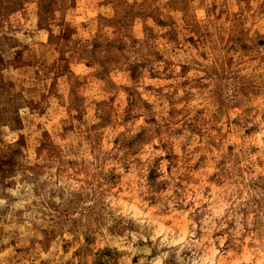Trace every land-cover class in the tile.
<instances>
[{
    "label": "clouds",
    "instance_id": "obj_1",
    "mask_svg": "<svg viewBox=\"0 0 264 264\" xmlns=\"http://www.w3.org/2000/svg\"><path fill=\"white\" fill-rule=\"evenodd\" d=\"M178 2L180 7L172 11L170 0H147L149 10H159L160 19L175 20L172 27L182 35L201 36L198 48L184 43L182 50L166 56L177 61L169 68L171 87L164 89L174 101L172 108L182 109L175 117L168 115L167 96L153 92L150 112L141 104L127 123L113 113L101 140L84 142L87 133L79 143L61 140L57 124L52 148L41 149L37 158L41 133L55 120L39 119L24 101L38 100L51 78L34 80L33 71L44 77L41 65L28 71L0 67V77L17 82L14 92L25 89L22 106L0 114V150L23 153L17 157L23 168L0 177V264H94L104 249L117 257L115 264H133L134 258L136 264H264V0ZM143 3L127 0L126 7L140 10ZM213 3L217 13L222 10L219 19L212 14ZM79 11H55L40 28L33 13L26 22L11 24L21 30L9 31L5 23L0 37L7 34L20 46L28 45L26 60L38 50L51 65L60 54L57 48L65 47L61 33L69 25L78 27ZM141 22L155 30V39L142 36ZM88 29L96 31L94 20ZM102 30L106 37L114 31L110 26ZM169 30L158 28L152 17H137L126 39L140 38L137 49L147 40L159 51V35ZM84 35L73 33L67 42L72 50L66 55L73 65L85 62L79 51L85 46ZM49 36L58 43L48 44ZM15 52L0 50V56L12 60ZM137 59L133 55L127 63ZM184 64L191 70L181 77ZM116 67L110 69L109 80ZM119 67L126 65L121 62ZM95 70H102L99 64ZM151 70L167 75L160 63H153ZM148 76L145 69L144 82H151ZM181 79L189 81L186 87ZM33 88L35 93L29 91ZM58 90L63 93L60 104L71 115L72 98L63 79ZM184 96L195 99V105ZM48 102L57 103L51 97ZM194 109L203 111L197 115ZM58 111L63 115V108ZM153 115L159 123L150 122ZM84 119L77 126L82 133L98 123L91 113ZM21 137L24 141L18 143ZM117 137L119 143H114ZM153 169L157 175L150 179ZM87 237L93 242H86Z\"/></svg>",
    "mask_w": 264,
    "mask_h": 264
},
{
    "label": "rangeland",
    "instance_id": "obj_2",
    "mask_svg": "<svg viewBox=\"0 0 264 264\" xmlns=\"http://www.w3.org/2000/svg\"><path fill=\"white\" fill-rule=\"evenodd\" d=\"M126 2L127 0H71L69 4L68 0H0V29L3 28L5 23H8L9 31L21 30L19 27L12 29L11 24L13 22L17 24L21 21L26 22L33 13L38 17L37 27L40 28L52 17L55 11L64 13L69 9L73 11L80 9L76 17L78 27L69 25L61 33V36L65 39V47L57 48L60 54L51 65L46 64L42 59L43 54L38 50L34 55H31L30 59L26 60L24 53L29 51L28 45L20 46L18 40L7 34L0 37V50L8 51L12 48L16 49L12 60H7L5 56H0V67L7 68L11 65L13 71H28L33 70L36 65H41L44 77H41L40 71H33L34 80L39 82L43 79L51 78L50 82L44 86L46 91L39 93L38 100L29 99L24 101L25 89L21 86L20 92H14L17 82L0 77V105H3L0 108V114L7 115L9 112L17 111L22 106L21 101H24V103L30 106L29 111L37 115L39 119L46 123H51L52 120H55L52 127L41 133V137L39 138L40 144L36 150L37 158L41 155V149L52 148L53 137L56 135L52 128L56 127L57 124L60 126L59 138L61 140L79 143L80 136L87 133L88 135L85 136L84 142H88L93 139L101 140L105 138L104 133L112 124L113 113L121 117L122 123H127L132 119L133 110L141 104L146 111L150 112L153 107L150 94L153 92L157 94L164 93V89L171 87L169 82L174 79L172 73L169 72V68L176 64L177 61L175 59H166V56L175 55L177 50H182L181 45L184 43L191 45L194 49L199 47L198 40L201 39L199 33L185 37L179 30L172 27L176 23L175 20L160 19L158 15L159 10H149L151 5L147 3V0H144V3L140 6V10L126 7ZM170 5L172 11L180 7L178 0H170ZM216 8L217 5L213 3L212 14L216 19H219L222 15V10L220 13H217ZM137 17H152L154 24L158 28L170 29L167 32L162 31L160 33L159 39L162 43L159 46V51L148 44L147 40L142 44L141 49H137L136 45L141 44L140 38L126 39L128 30ZM89 20L95 21L96 31L89 32ZM61 24H63V21H61ZM102 26H110L114 29L111 37H106L102 34ZM79 32L85 33L82 37L85 41V46L79 49L81 59L85 60V62L82 65H73L72 58L66 55V52L72 50L67 47V42L70 40L71 34ZM140 32L142 36L147 34L151 39L156 38L155 30L143 22L140 25ZM47 43L54 44L58 43V41H53L51 36H49ZM77 43H79V40ZM260 44L264 45V40L260 41ZM165 46L168 47L165 49ZM143 48H147V51H142ZM133 55H136L138 59L128 64L127 61L131 60ZM121 62L126 65V68L122 69L119 67ZM153 63L163 64L164 73H167V75L152 71L151 65ZM97 64L100 65V69L102 70L94 71V67ZM113 66L117 67L112 73V80H109V72ZM73 68H78L79 72L73 71ZM145 69L149 71L148 80L151 82H144ZM190 70L191 65H182L181 77L187 75ZM62 79L65 82L67 94L72 98L69 106L72 109L71 115L69 108L60 104V97L63 93L58 90V85ZM117 81L120 82L117 83ZM188 83L189 81L187 80L181 79L180 81L183 87H186ZM138 87L141 89L139 93L137 91ZM198 87H207V85H198ZM224 87H227V85H224ZM219 90L218 86V92ZM29 91L35 93L37 90L33 88ZM120 92H125L126 95L121 97ZM173 94L175 93L173 92ZM164 95L167 96L169 101V117H175L178 112H182V109L172 108L174 101H172L171 96H168L166 93ZM50 97L56 100L55 106L48 102ZM183 98L189 104L195 105L196 103L195 99H190L188 96H184ZM217 101H219V95H217ZM58 108L64 109L63 115H60ZM194 111L199 115L203 109H194ZM89 113L96 116L98 123L84 129L82 133L77 126L85 123L84 117ZM73 118L76 121L75 123H65V121ZM16 122L17 126H20L18 117L16 118ZM150 122L153 124L159 123L154 115L151 117ZM38 127H43V125H38ZM188 128L190 131L199 134L194 125H188ZM251 131L252 129L248 130L249 133ZM177 132L181 135L183 134L181 129H178ZM225 132H227L226 127ZM142 135V133L138 134L137 139ZM23 141L24 138L21 137L18 143H22ZM114 143H119L118 137L115 138ZM131 143L133 142H129V147H131ZM158 149L159 146H157ZM228 150L229 152L233 151L231 145H229ZM49 154L44 153L45 156ZM18 156H23V153L19 149L0 150V177L6 178L23 168L20 160L17 159ZM156 175L155 169H153L149 174V178L155 179ZM259 186L257 184L253 187ZM86 242H93V238L87 237ZM64 247L66 248L67 246ZM188 255L191 254L188 253ZM105 256L108 257V260H105ZM116 258L111 251L104 249L97 253V259L94 261V264H115ZM133 264H136L135 258Z\"/></svg>",
    "mask_w": 264,
    "mask_h": 264
}]
</instances>
